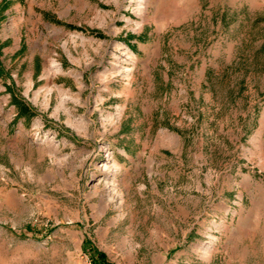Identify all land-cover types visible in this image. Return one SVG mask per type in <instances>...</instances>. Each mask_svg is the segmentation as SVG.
<instances>
[{"label": "rangeland", "instance_id": "rangeland-1", "mask_svg": "<svg viewBox=\"0 0 264 264\" xmlns=\"http://www.w3.org/2000/svg\"><path fill=\"white\" fill-rule=\"evenodd\" d=\"M95 252L264 264V0H0V264Z\"/></svg>", "mask_w": 264, "mask_h": 264}, {"label": "trees", "instance_id": "trees-1", "mask_svg": "<svg viewBox=\"0 0 264 264\" xmlns=\"http://www.w3.org/2000/svg\"><path fill=\"white\" fill-rule=\"evenodd\" d=\"M14 103H16L19 106V109H20L19 114L20 115H23L25 113H28V114L31 113L29 110V107L19 97L14 96ZM85 243H87V241ZM92 261H93V264H110L105 260L104 255L100 252H95V254L92 255Z\"/></svg>", "mask_w": 264, "mask_h": 264}, {"label": "built area", "instance_id": "built-area-1", "mask_svg": "<svg viewBox=\"0 0 264 264\" xmlns=\"http://www.w3.org/2000/svg\"><path fill=\"white\" fill-rule=\"evenodd\" d=\"M88 264H91V261H90V263H88Z\"/></svg>", "mask_w": 264, "mask_h": 264}]
</instances>
